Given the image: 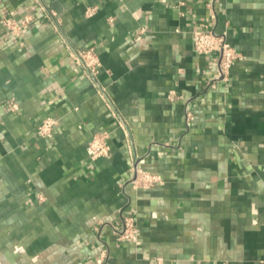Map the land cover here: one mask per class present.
<instances>
[{"label": "crops", "instance_id": "obj_1", "mask_svg": "<svg viewBox=\"0 0 264 264\" xmlns=\"http://www.w3.org/2000/svg\"><path fill=\"white\" fill-rule=\"evenodd\" d=\"M203 27L238 54L212 85ZM70 46L95 50V81ZM123 216L133 240L98 225ZM0 264H264V0H0Z\"/></svg>", "mask_w": 264, "mask_h": 264}, {"label": "built area", "instance_id": "obj_2", "mask_svg": "<svg viewBox=\"0 0 264 264\" xmlns=\"http://www.w3.org/2000/svg\"><path fill=\"white\" fill-rule=\"evenodd\" d=\"M38 2V1H37ZM38 8L42 12L43 17L53 26V28L60 35L61 33V19L56 11L47 7L45 3L38 2ZM96 7L90 6L85 10L87 16L95 13ZM31 15H25L20 19L14 17H5L4 24L8 30L14 34L19 35L24 29L28 28L32 23ZM193 48L198 54L215 53V75L212 76L210 85L214 81L226 80L230 67L238 57V54L233 46H231L223 33L216 32L211 27H203L196 29L194 32ZM69 54L72 62L80 66L86 75L96 80L99 68L101 67L100 57L97 55L92 47L85 49H76L70 46ZM9 110H16L18 103L16 101L8 102ZM55 119L52 117L43 118L36 127V133L41 137H51L55 125ZM109 134L107 131L96 132L92 135L88 147L89 157L94 160L99 157H107L110 153V145L108 142ZM137 185L148 188L154 183L158 182V177L155 174L141 171L132 177ZM98 225L108 224L115 233L118 240L129 241L136 238L135 221L131 216H123L121 221L112 223L104 220L98 221ZM105 256V253H104Z\"/></svg>", "mask_w": 264, "mask_h": 264}]
</instances>
